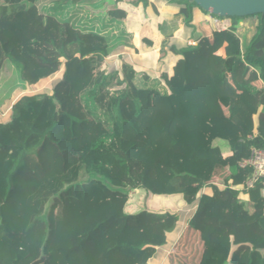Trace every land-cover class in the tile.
I'll return each instance as SVG.
<instances>
[{
	"label": "trees",
	"instance_id": "obj_1",
	"mask_svg": "<svg viewBox=\"0 0 264 264\" xmlns=\"http://www.w3.org/2000/svg\"><path fill=\"white\" fill-rule=\"evenodd\" d=\"M164 1L193 25L198 7ZM127 15L123 0H0V108L65 67L49 92L11 101L0 123V224L18 217L19 234L6 264H148L179 218L130 214L134 190L196 205L187 222L196 264H264V179L246 189L252 169L239 167L264 150V15L244 46V18L224 31L209 24L210 35L172 49V72L160 77L109 60L113 36L117 52L134 47ZM157 30L177 25L164 20ZM79 67L90 75L88 104L75 87ZM89 120L101 131L82 154L56 136Z\"/></svg>",
	"mask_w": 264,
	"mask_h": 264
},
{
	"label": "rangeland",
	"instance_id": "obj_2",
	"mask_svg": "<svg viewBox=\"0 0 264 264\" xmlns=\"http://www.w3.org/2000/svg\"><path fill=\"white\" fill-rule=\"evenodd\" d=\"M257 24L256 16L246 17L241 19L238 26V34L239 39L243 43L242 45H246V43L251 39L253 34L255 33V28ZM150 27L149 25H147ZM134 37V34H132ZM145 37H150L151 32H147ZM142 36H137V40L141 39ZM153 37V36H152ZM119 36H113L111 38L112 43V54L117 52V50L121 49V41L119 40ZM158 39V41H157ZM161 40L160 37L155 38L156 43H159ZM166 44V43H165ZM191 44V43H189ZM192 45V44H191ZM156 48V47H155ZM160 52V50H159ZM161 54V52H160ZM115 62L113 63L114 68L119 70L123 59H119L115 57ZM146 63V61H145ZM142 66L139 64L138 66ZM146 66V65H145ZM103 67L109 68L108 62H104ZM85 68L79 67L78 70L72 73H78L75 75V87H77L78 91H81L83 94L85 102L88 104L87 99H89V93H86V85L88 80L90 79V75L87 71L83 72ZM78 71V72H77ZM149 75L152 73L149 71ZM65 76V67L62 66L57 73H55L52 77L43 79L32 87L28 88H19L14 90L8 97L4 99V104L0 108V123L5 122L10 119L11 116V101L16 98L21 97L24 94H34L38 92H49L52 89V86L58 81L59 78H63ZM101 129L93 120H89L88 123L84 125H73L71 127H63L56 136L61 135L64 137L66 142L72 143L70 146L77 148L78 154H82L88 147L89 140L92 136L97 134ZM218 145L221 147L224 153L228 152V148L225 143L219 142ZM196 205L187 206L184 202H182L181 196L173 195L168 197H156L150 194L144 193L140 190H134L130 194V199L128 202L127 211L130 214H134L140 210H148L153 212H171L175 213L178 220V227L174 232H172L167 240L165 246L159 248L157 252L153 255V257L149 260L148 264H196L195 253L198 250V246H194L193 242V231L190 230L187 226V222L189 217L192 215V212L195 211ZM7 220V218H6ZM18 217H13L11 222H7L4 220L3 223L0 224V262L8 263V259L10 258L11 253L16 247V243L19 239V234L17 230L16 221ZM5 225L14 226V228H10V232L6 230ZM10 226V227H11ZM16 227V228H15ZM171 230H169L170 232ZM9 235H11V239H9ZM8 237V238H7Z\"/></svg>",
	"mask_w": 264,
	"mask_h": 264
},
{
	"label": "crops",
	"instance_id": "obj_3",
	"mask_svg": "<svg viewBox=\"0 0 264 264\" xmlns=\"http://www.w3.org/2000/svg\"><path fill=\"white\" fill-rule=\"evenodd\" d=\"M150 1L155 3L156 9L149 4L146 5L142 2H138V4L134 5L132 0H123L128 13L123 23L125 31L134 34V47L130 50H120L113 53L109 57V60H113V63L116 60L115 57L121 60L123 59V61L127 60L140 73L148 74L150 71L152 73L151 76L160 77L163 72L167 74H171L172 72V67L177 58V55L172 52V49L181 50L185 46H191V44L193 46L202 35H210L212 31L209 28V24L213 27L212 29L216 30V17H212L199 9H195L193 11L194 23L193 25H187V20H177L173 18V14L175 13L174 5H169L164 0ZM158 1L159 3L156 5V2ZM164 20L175 23L177 25V30L171 34L160 33L157 30V25ZM149 31L151 32V39L150 37L148 39V37L144 36ZM138 35L142 36L140 40H137ZM157 37L161 38L159 43H156L155 41V38ZM143 39L151 41L152 46L147 47V44H145ZM239 41L240 44H243L240 39ZM139 64L146 67L144 68L145 70L139 68L142 67L141 65L138 66ZM261 193L264 198V188ZM242 198L247 199L246 196H243ZM236 221H245V219H239Z\"/></svg>",
	"mask_w": 264,
	"mask_h": 264
},
{
	"label": "water",
	"instance_id": "obj_4",
	"mask_svg": "<svg viewBox=\"0 0 264 264\" xmlns=\"http://www.w3.org/2000/svg\"><path fill=\"white\" fill-rule=\"evenodd\" d=\"M216 18L264 15V0H181Z\"/></svg>",
	"mask_w": 264,
	"mask_h": 264
},
{
	"label": "built area",
	"instance_id": "obj_5",
	"mask_svg": "<svg viewBox=\"0 0 264 264\" xmlns=\"http://www.w3.org/2000/svg\"><path fill=\"white\" fill-rule=\"evenodd\" d=\"M215 26L217 31H224L230 27V19L216 18ZM239 167L252 169V177L245 185L246 189L252 188L254 181L264 179V150L253 149L250 156L239 163ZM230 183L231 181L228 182V184Z\"/></svg>",
	"mask_w": 264,
	"mask_h": 264
}]
</instances>
